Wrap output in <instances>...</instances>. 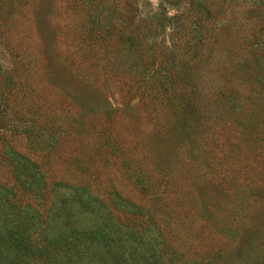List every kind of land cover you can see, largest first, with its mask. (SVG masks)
Masks as SVG:
<instances>
[{
  "label": "rangeland",
  "instance_id": "374dc122",
  "mask_svg": "<svg viewBox=\"0 0 264 264\" xmlns=\"http://www.w3.org/2000/svg\"><path fill=\"white\" fill-rule=\"evenodd\" d=\"M105 207L165 264H264V0H0V264Z\"/></svg>",
  "mask_w": 264,
  "mask_h": 264
},
{
  "label": "trees",
  "instance_id": "16d2710c",
  "mask_svg": "<svg viewBox=\"0 0 264 264\" xmlns=\"http://www.w3.org/2000/svg\"><path fill=\"white\" fill-rule=\"evenodd\" d=\"M157 30V27L150 26L147 29V34L152 37L155 33H158ZM39 165L40 163L38 164L39 184L37 187L41 189V185L44 183H40V181L44 175ZM76 193H79V191H76ZM86 197L88 199L89 195ZM87 210L96 218V223L94 224L95 229L86 231L76 228L67 231L60 228L52 229L54 238L52 245L55 249L62 246L66 248V263L64 262V264H82V262L86 260L85 255L81 254L84 252V249H86L85 247L95 245L102 247L105 251L100 255L99 259H97V264H106V261L109 262L108 264H165L163 263L162 255L157 252L160 250L159 245L151 241L148 243L149 245H146V237L144 235L147 234V231L145 227H141L140 230L137 229L135 232H132V230L125 225V230H121V226L112 225L113 213L108 212L106 207L97 210L87 208ZM107 223H110V226H108ZM146 225L149 224L147 223ZM133 235L135 236L133 237ZM17 246L23 252H28L31 249V246L26 241H20ZM123 250H125L127 254L123 253ZM152 252L155 254L151 255ZM100 260L102 263H100ZM195 264L204 263L196 262Z\"/></svg>",
  "mask_w": 264,
  "mask_h": 264
}]
</instances>
